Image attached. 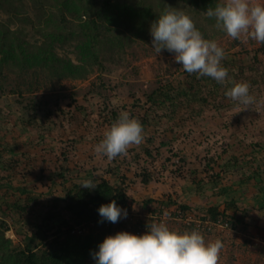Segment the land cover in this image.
I'll use <instances>...</instances> for the list:
<instances>
[{
  "label": "rangeland",
  "instance_id": "374dc122",
  "mask_svg": "<svg viewBox=\"0 0 264 264\" xmlns=\"http://www.w3.org/2000/svg\"><path fill=\"white\" fill-rule=\"evenodd\" d=\"M254 3L264 4V0H254ZM2 19L5 16L0 12ZM26 32L27 40L34 42L37 35L31 30ZM214 41L224 50L229 63L234 62L244 68L242 77L254 82L250 84V94L255 103L244 106L225 98L220 103L224 104L223 107L227 106L218 107L220 111L210 106L197 118L189 120L187 117L190 114L184 113L183 118L176 117L166 124L160 121V134L155 132L157 120L152 119L143 142L130 146L127 155L112 160L95 152L96 145L112 125L110 111L116 110L119 114L127 112L130 118H139L149 106L147 94L161 84H176L187 77L182 65L175 62V53L162 50L157 55L149 43L141 41L128 50L121 62L107 63L104 70L95 69L85 80H63L54 87L44 86L33 93L27 91L26 85L19 87V78L12 76L0 91V183L23 186L31 196L36 197L34 213L25 218L40 223L55 203L63 205L60 199L64 196V189L57 177L63 167L70 169L66 177L72 180L66 187L102 178L120 186V179L125 176L124 186L121 185L128 195L125 206L135 214L144 213L149 203L160 200L169 202L170 199L169 206L184 205L185 195L191 192H184V186L192 179H204V186H195L194 197L204 196L212 204L220 201L217 195L210 192L211 185L206 184L207 179L199 163L205 157H217L226 151L223 157L235 154L246 164L248 159L253 160L251 146H264V44L259 45L243 37L235 40L227 34ZM149 137L154 140L152 144L147 141ZM162 139L170 142L168 148H160ZM12 148L14 154L7 152ZM146 151L151 152L153 159ZM258 153L260 156L253 167L258 165L264 178V149ZM66 159L67 162H64ZM245 164L239 170L230 168L231 174L225 176L217 168L215 172L221 173L222 186L246 174L250 165ZM145 170L152 181L150 187L143 185L139 177ZM161 183L167 187L164 186L163 195H156L154 191L163 187ZM169 186L170 192H166ZM4 189L0 191V220L8 223L10 229L5 235L18 247L23 244L24 233H30L31 224L28 221L24 224L23 219H19L13 211L5 216L2 212L4 202L14 201L19 194ZM248 195L258 201L257 190ZM125 206L121 208L125 209ZM192 210L199 214L204 211L202 208ZM255 211L258 221L254 224L255 235L203 236L206 243L217 239L222 242L219 264H264V227L261 226L263 223H259L260 219L264 222V208L256 207ZM112 227V230L106 227L107 231L97 227L89 233L101 236L100 244L111 233L114 236L119 232L130 233L123 219ZM170 229L180 233L191 232L178 224H172ZM251 238L260 242H252ZM92 263L95 262L87 264Z\"/></svg>",
  "mask_w": 264,
  "mask_h": 264
},
{
  "label": "trees",
  "instance_id": "16d2710c",
  "mask_svg": "<svg viewBox=\"0 0 264 264\" xmlns=\"http://www.w3.org/2000/svg\"><path fill=\"white\" fill-rule=\"evenodd\" d=\"M218 3L223 1L0 0V12L5 16V19L0 20V91L12 76L19 78V87L26 85L27 91L33 93L44 86L54 87L63 80H85L95 69L101 71L107 63L121 62L136 43L142 41L152 46L151 26L168 6L185 11L204 38L214 41L226 33L216 27L215 18H209L205 13L208 8L214 9ZM26 30L37 35L34 42L27 40ZM221 64L229 73V80L225 84L217 83L207 76L186 72L187 77L176 84H161L147 94L146 102L149 106L142 116L135 118L143 126L144 138L152 119L157 120L155 132L160 134V121L166 124L176 117L183 118L184 113L190 114L187 117L190 120L197 118L210 106L215 107L216 111H220L218 107L225 108L227 105L223 107L220 100L229 99L226 92L232 87L233 81L254 84L248 77H242L244 68L234 62L229 63L225 57ZM109 114L110 124L120 116L116 110H111ZM147 141L150 144L154 142L152 137L147 138ZM169 143L162 139L159 146L166 149ZM251 148L253 160L248 159L246 162L250 165L248 172L237 181L231 180L228 185L222 186L221 173L225 176L231 174L230 168L239 170L245 164L239 156L223 157L226 153L224 151L217 157H205L200 161L199 167L207 179L206 184L211 185L210 192L220 199L203 211L213 220L223 218L237 224L244 223L240 222L244 216L236 203L242 197H247L251 189L264 193L262 174L258 165L253 167L254 161L260 156L258 152L264 146L253 144ZM7 152L14 154L15 150L12 148ZM146 154L153 159L150 151H146ZM217 168L221 173L215 172ZM69 170L63 167L57 173L64 189V196L60 199L63 205L55 203L40 223L25 218L34 213L36 197L31 196L30 191L23 186L13 187L9 183H0V191L6 188L12 194H19L14 201L4 202L5 209L2 212L5 216L13 211L19 219H23L24 224L25 221L31 224L30 233L23 235V244L16 247L5 235L10 226L0 220V264H87L89 261L96 264L93 254L98 252L101 236L93 233L79 236L72 234L71 230L76 226L93 223L107 231L105 220L101 222L98 209L113 200L119 207L127 204L128 195L121 186H124L126 177L120 179V186L102 178L93 181L97 185L95 189L83 188L81 183L66 187V184L72 182L66 177ZM139 177L145 186L151 181L146 170ZM191 182L197 188L204 186V179H192ZM160 201L165 206L171 203L170 199L169 202ZM221 204H225L222 210L219 208ZM180 208L190 209L187 205H181ZM229 210L233 211V215L227 213Z\"/></svg>",
  "mask_w": 264,
  "mask_h": 264
},
{
  "label": "clouds",
  "instance_id": "9594fccd",
  "mask_svg": "<svg viewBox=\"0 0 264 264\" xmlns=\"http://www.w3.org/2000/svg\"><path fill=\"white\" fill-rule=\"evenodd\" d=\"M215 18L216 27L229 37H242L264 44V4L253 0H223L214 9L205 13ZM152 48L159 55L162 50L175 53V62L189 74H198L225 84L229 80L228 69L221 61L224 50L217 42L205 39L196 28L192 18L182 9L167 7L152 24ZM247 82H232L226 96L241 105L255 103ZM144 139V129L138 119L130 118L122 112L119 118L105 132L104 138L96 145L95 152L109 160L127 155L133 145H140ZM81 187L95 189L92 180H85ZM98 213L103 220L117 223L127 210L119 207L115 200L101 205ZM222 242L205 241L199 231L180 233L171 230L165 223L152 224L147 234L137 236L119 232L108 236L93 254L96 264H219Z\"/></svg>",
  "mask_w": 264,
  "mask_h": 264
},
{
  "label": "built area",
  "instance_id": "2783aa9c",
  "mask_svg": "<svg viewBox=\"0 0 264 264\" xmlns=\"http://www.w3.org/2000/svg\"><path fill=\"white\" fill-rule=\"evenodd\" d=\"M125 209L127 210V217L124 218L122 216L120 219H123L126 230H130L129 234L137 236L147 234L152 224L159 223H165L169 228L172 224H178L182 229L186 227L191 230V232L196 230L203 236L209 234L223 237L233 234L236 231L238 233L240 232L239 225L231 220L223 218L213 220L206 213L199 214L190 209H182L179 205L165 206L161 202H153L149 203L147 210L142 214H135L126 207ZM113 224L114 223L105 220V226L107 228L110 227L111 230ZM96 228L97 227L93 223H90L85 226H76L71 230V233L80 236L89 233V231L92 232ZM111 234L114 236L113 233ZM251 239L253 240L252 242H260L257 241V239Z\"/></svg>",
  "mask_w": 264,
  "mask_h": 264
},
{
  "label": "crops",
  "instance_id": "0c3cea01",
  "mask_svg": "<svg viewBox=\"0 0 264 264\" xmlns=\"http://www.w3.org/2000/svg\"><path fill=\"white\" fill-rule=\"evenodd\" d=\"M253 2H254V0H253ZM259 45H261V44L259 43ZM233 155H235V154H233ZM151 183H152V181H150V183L148 185H146V187H150L149 185ZM161 185H163V187H161L160 189L154 191L156 195L157 194H159V195L160 194H162V195L164 194V190H165L164 186L167 187V185H165L164 183H161ZM253 187H255V186H253ZM169 188H170V186L166 189L167 190L166 192H170V191H168V190H170ZM195 188L196 187L192 184L191 181L187 183L186 187L184 186V192L185 191H191V192H187V194L185 195V197H186V201L185 202L186 203H184V205H187V206L191 207V209L192 208H202V210H205L206 208L211 206L212 203H210V200L205 198L204 196L201 197V195H200V197H198V196L194 197V195H195L194 191H196ZM255 190L256 189H251L250 192L255 191ZM184 192H183V194H184ZM258 194H259L258 195L259 197L256 196V197H258V201L254 200L252 197H250L252 194L251 195L247 194V197H242L236 203V205L238 207V210L243 212V216H244V218L240 221L241 223L242 222H244V223L238 224L239 227L241 228L239 234L240 233H248V234H245V235H250V236L256 234V227H255L254 224H258V221H257V218H256L255 209H256V207H263L264 208V193H258ZM260 194H262V195L260 196ZM244 198H247V199H244ZM224 207H225V204H221L219 208L222 210V209H224ZM227 213L230 214V215H233V211L232 210H229ZM238 214L239 213L236 214L237 217H238ZM245 223H247L248 225L245 224ZM259 223L260 224L263 223L261 226L264 227L263 219H260ZM234 233H238V232L236 231ZM237 239H238V237H237Z\"/></svg>",
  "mask_w": 264,
  "mask_h": 264
}]
</instances>
